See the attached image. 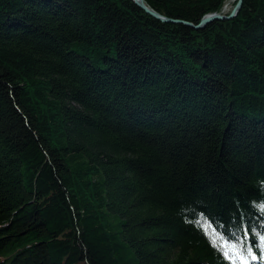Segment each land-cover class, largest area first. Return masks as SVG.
I'll list each match as a JSON object with an SVG mask.
<instances>
[{"label":"trees","instance_id":"16d2710c","mask_svg":"<svg viewBox=\"0 0 264 264\" xmlns=\"http://www.w3.org/2000/svg\"><path fill=\"white\" fill-rule=\"evenodd\" d=\"M223 245L264 264V0H0V264Z\"/></svg>","mask_w":264,"mask_h":264},{"label":"water","instance_id":"95a60500","mask_svg":"<svg viewBox=\"0 0 264 264\" xmlns=\"http://www.w3.org/2000/svg\"><path fill=\"white\" fill-rule=\"evenodd\" d=\"M138 4H140L143 8H145V10H147L148 12L152 13L153 15H155L156 17L161 18L162 20L165 21H175V22H184L188 25H192L196 28H201L206 26L209 22L213 21L215 18H232L234 17L239 9L241 8L242 5V1L243 0H239L237 3V6L233 9V11L227 15V14H223V12H216V11H212L209 12L207 14L204 15V17L201 19V21L199 23H193L191 21L188 20H184V19H176L173 17H169L167 15L161 14L159 11H157L156 9H154L153 7L149 6L145 0H135Z\"/></svg>","mask_w":264,"mask_h":264},{"label":"snow or ice","instance_id":"6c2138e0","mask_svg":"<svg viewBox=\"0 0 264 264\" xmlns=\"http://www.w3.org/2000/svg\"><path fill=\"white\" fill-rule=\"evenodd\" d=\"M224 248V257L229 259L231 261V264H248V261L242 257L239 253V250L236 249L234 245L228 246L223 245ZM249 255H251V250H248ZM251 258L254 260L256 257L254 255H251Z\"/></svg>","mask_w":264,"mask_h":264},{"label":"rangeland","instance_id":"374dc122","mask_svg":"<svg viewBox=\"0 0 264 264\" xmlns=\"http://www.w3.org/2000/svg\"><path fill=\"white\" fill-rule=\"evenodd\" d=\"M225 1H226V0H224V2H223V6H222V8L224 7V3H225ZM238 1H239V0H232V2H231V7H229L228 10L225 11L224 8H223V9H221L220 11H216V12H223V14H227V15H229V14L233 11V9L237 6ZM243 1H244V0H243ZM243 1H242V4H243ZM145 2H146V1H145ZM148 5H149V4H148ZM149 6H151V5H149ZM241 6H242V5H241ZM151 7H152V6H151ZM153 8H154V7H153ZM144 9H145V8H144ZM154 9H155V8H154ZM239 10H240V9H239ZM146 11H147V10H146ZM157 11H158V10H157ZM210 12H212V11H210ZM238 12H239V11H238ZM149 13H150V12H149ZM207 13H209V12H207ZM207 13H206V14H207ZM151 14H152V13H151ZM237 14H238V13H237ZM237 14H236V15H237ZM236 15H235V16H236ZM154 16H155V15H154ZM203 17H204V16H203ZM203 17H202V18H203ZM158 18H159V17H158ZM202 18H201V19H202ZM176 19H177V18H176ZM215 19H219V18H215ZM215 19H214V20H215ZM220 19H221V18H220ZM200 21H201V20H200ZM200 21H199V22H200ZM174 22H175V21H174ZM199 22H198V23H199Z\"/></svg>","mask_w":264,"mask_h":264},{"label":"bare ground","instance_id":"6f19581e","mask_svg":"<svg viewBox=\"0 0 264 264\" xmlns=\"http://www.w3.org/2000/svg\"><path fill=\"white\" fill-rule=\"evenodd\" d=\"M231 2H232V0H226L225 1L224 7H223L225 11L228 10L229 7H231Z\"/></svg>","mask_w":264,"mask_h":264}]
</instances>
